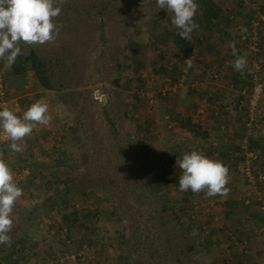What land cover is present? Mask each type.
I'll return each instance as SVG.
<instances>
[{
	"label": "rangeland",
	"instance_id": "374dc122",
	"mask_svg": "<svg viewBox=\"0 0 264 264\" xmlns=\"http://www.w3.org/2000/svg\"><path fill=\"white\" fill-rule=\"evenodd\" d=\"M196 2L199 28L183 45L156 0H64L55 41L20 44L45 62L47 88L29 70L17 76L0 61V109L19 107L22 116L43 98L52 117L20 142L23 151H11V141L0 146L23 189L0 264H264V182L258 198L261 181L252 185L237 165L244 143L260 155L253 173L264 174V91L250 131L248 102L229 108L242 131L227 138L207 128L226 123L223 105L205 93L191 97L195 77L182 70L193 58L223 82L220 64L235 59V42L247 58L236 85L250 95L254 84L264 86V0ZM204 103L213 107L205 112ZM192 150L222 162L228 154L227 196L179 190L176 159Z\"/></svg>",
	"mask_w": 264,
	"mask_h": 264
},
{
	"label": "clouds",
	"instance_id": "9594fccd",
	"mask_svg": "<svg viewBox=\"0 0 264 264\" xmlns=\"http://www.w3.org/2000/svg\"><path fill=\"white\" fill-rule=\"evenodd\" d=\"M64 0H0V61H4V70H8L22 55L20 44L43 45L55 41L59 27L54 18L61 13ZM159 9L171 14V23L178 29L177 33L185 40L199 28L195 17L199 10L196 0H156ZM246 32V29H242ZM229 47L235 59L230 66L243 73L247 60L238 55L235 42ZM186 68L194 65L193 58L184 61ZM21 109L8 107L0 109V131L11 141L9 147L13 152L23 151L20 143L30 137L37 124L50 126L52 117L48 114L49 106L41 98L31 103L22 114ZM181 170L178 184L181 192L191 191L194 194L203 192L206 197L227 196L230 189L229 168L219 159H213L196 150L185 152L176 159ZM23 195V189L14 180V174L8 164L0 158V245L11 246L13 219L11 213L16 201Z\"/></svg>",
	"mask_w": 264,
	"mask_h": 264
},
{
	"label": "crops",
	"instance_id": "0c3cea01",
	"mask_svg": "<svg viewBox=\"0 0 264 264\" xmlns=\"http://www.w3.org/2000/svg\"><path fill=\"white\" fill-rule=\"evenodd\" d=\"M243 49L246 50L245 48H243ZM240 52H241V49L237 53L239 54ZM243 53H244V51H243ZM241 56H244V55L242 54ZM246 60H247V58H246ZM208 64L209 63H207L206 65H208ZM230 64L231 63H229L226 66H223L222 64H220L221 68L225 67V70H227V72L224 73V74L220 72L221 74L218 77V78L222 77L223 82H220L219 79L210 80L209 77H210V73H212V71H209V72L205 71V68L200 69L201 67L198 64L197 65L194 64L193 67H192V76L195 77V79H194V83H193L192 88H195V89H191L190 90L191 94H189V95L190 96L192 95L191 97H195L196 94L201 92L202 95L204 93H205V95H208L210 100H219L218 102H216V101H214V102L217 103V104H222L223 105L222 110L220 109L221 110V118L224 119L226 121V123H224V125L223 124L218 125V122L215 123L214 125L212 123H209V124H207V128H209L210 132L214 129L213 132L219 131L221 133H226V135H228L227 133H230L231 137H233V135L235 133H232V131H235V132H236V130H241L242 131V129L238 128L237 121L234 118H232L233 117L232 109H229V108H232L233 106H235L236 103L240 104V102L241 103L244 102L243 104H246L248 102V99H246V98H247V95L249 94V91L247 90V88L243 87L244 84H242V86L241 85L240 86L236 85L237 79H241V77L245 74V72L244 73H240V72L235 71L233 69V67L230 66ZM180 68H182V66ZM185 68L186 67H183L182 70H185ZM183 77L185 79L187 76L183 75ZM241 80H243V78ZM179 81H180V84H179L180 87H182V88H187L188 87L187 84L189 82H186V85H185L183 79L182 80L180 79ZM249 97H250V94L248 95V98ZM224 105H225V107H224ZM227 105L229 107H226ZM210 107H213V105H211L209 103H207L205 105V103H204V107L203 108L204 109L206 108L205 112L207 111V108L209 109ZM246 108H247V105H246ZM224 109H227L228 111H225ZM197 111L199 113H202V111H199V109ZM213 112L214 111L212 110V111L208 112L207 114H209V115H211L213 117L214 116ZM222 112L223 113H227V114L223 115ZM215 114H218V113L215 112ZM245 115H246V112H245ZM197 116H199V115H197ZM217 120L219 121V119H217ZM263 121L264 120H261V118L258 119L259 123L263 122ZM260 132H261V134H263L262 131H260ZM253 133L255 134L256 131L254 130ZM221 135H223V134H221ZM228 137H229V135L227 136V138ZM227 138H226V140H227ZM259 141H260V139H259ZM255 145H257V144H255ZM213 147H215V145ZM213 150L214 149L212 148V149H206L205 151H207L208 153L211 154V152Z\"/></svg>",
	"mask_w": 264,
	"mask_h": 264
},
{
	"label": "trees",
	"instance_id": "16d2710c",
	"mask_svg": "<svg viewBox=\"0 0 264 264\" xmlns=\"http://www.w3.org/2000/svg\"><path fill=\"white\" fill-rule=\"evenodd\" d=\"M205 4H209L208 1L205 2ZM101 10L102 8H99L98 14L101 12ZM216 12H217V9H215V6L212 7V5H210L209 7L206 8V14L208 15V18H211V19L214 18L216 16ZM179 41L181 42V44L184 45L185 40L183 38H181ZM20 48H21L22 55L18 56L16 58L15 63L11 66V70L13 71V73H15V75L17 76H22L24 75L25 71L29 70L35 75L36 79L39 81V85L43 88H47L48 83H50V81L48 82V80L51 78V75L49 71L46 69L45 62L32 49L28 47H26L27 48L26 49L21 46ZM221 155L224 156L223 163L228 167L229 166L227 165L228 164V158H227L228 154L222 153ZM250 203L251 201L248 202L249 205ZM70 215L72 216L73 220H76V218H78V214L76 211L71 212ZM166 250L170 251L171 249L169 250V248L167 247ZM1 251L3 250L1 249ZM3 252L5 254L7 253V251L5 250ZM161 258L163 262H165L163 256H161Z\"/></svg>",
	"mask_w": 264,
	"mask_h": 264
},
{
	"label": "built area",
	"instance_id": "2783aa9c",
	"mask_svg": "<svg viewBox=\"0 0 264 264\" xmlns=\"http://www.w3.org/2000/svg\"><path fill=\"white\" fill-rule=\"evenodd\" d=\"M254 50L256 52L258 51V49H255V48H254ZM260 67H261L260 64L254 66L255 70H257V71L260 70ZM263 91H264V86H262L261 84H254V86L252 88V93H251V95L248 99V103H247L250 107L249 108L250 109L249 115L252 116V113L255 110V107H256V105L259 101V98L262 95ZM3 94L4 93L0 92L1 96ZM152 102H153V100L150 99V103H152ZM242 105H243V103L240 104V106H242ZM253 115H254V113H253ZM251 116L248 117V119H245L246 120L245 126L247 128V131H250V129L252 128V123H253L254 119H253V116L252 117ZM0 139H1L0 146H2L3 142L8 143V141H9L4 137L3 134L0 135ZM241 149H244L243 150L244 160H242V162H244V163L240 166V164H241V161H240V163H238L237 165L239 166V169L242 172V174L244 173V175H246L247 181L252 183V185H257V182L259 183V181H261L259 183V186H256V188H257L256 195L259 198L261 193H262V190H263L262 187H263V182H264V174L263 173L254 174L253 173V163L259 162L260 155L255 150H250V149L246 148V145H244V143L241 146ZM245 202L248 203V199H245ZM262 208H264V207L262 206Z\"/></svg>",
	"mask_w": 264,
	"mask_h": 264
},
{
	"label": "bare ground",
	"instance_id": "6f19581e",
	"mask_svg": "<svg viewBox=\"0 0 264 264\" xmlns=\"http://www.w3.org/2000/svg\"><path fill=\"white\" fill-rule=\"evenodd\" d=\"M250 200V199H249ZM249 200H248V202H249ZM245 204H248V203H246V202H244Z\"/></svg>",
	"mask_w": 264,
	"mask_h": 264
}]
</instances>
